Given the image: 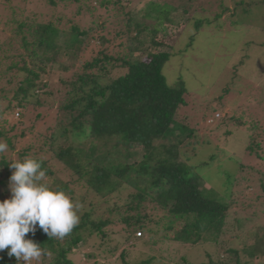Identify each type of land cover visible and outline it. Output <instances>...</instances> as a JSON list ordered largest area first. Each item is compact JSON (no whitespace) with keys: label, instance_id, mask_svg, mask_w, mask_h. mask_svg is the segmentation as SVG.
<instances>
[{"label":"trees","instance_id":"obj_1","mask_svg":"<svg viewBox=\"0 0 264 264\" xmlns=\"http://www.w3.org/2000/svg\"><path fill=\"white\" fill-rule=\"evenodd\" d=\"M49 4L55 9L67 7L65 16L47 22H39L34 15L13 20V38L1 49L0 64L8 65L0 74V88L5 86L0 97L7 101L0 115L17 109L21 118L9 130L5 129L7 118L0 126V142L7 145L0 154V201L10 198L8 185L14 170L8 165L28 157L40 162L46 171L43 182L51 189L63 191L73 203L80 199L76 203L80 219L63 239L49 238L39 226L35 236L29 233L25 239H33L51 253L30 264H161L162 252L169 253L170 242L183 244L188 251L208 245L219 252L216 246L236 203L235 191L229 184L224 191L221 185L208 188L200 166L190 165L187 153L188 159L180 160L181 151L195 147L196 142L183 145L194 131L176 121L185 104V84L180 81L170 86L163 75L171 53L162 49L164 42L157 36H167L172 9L157 0H49ZM114 19L125 24L109 36ZM83 21L88 24L82 25ZM203 24L198 20L195 25ZM143 33L151 40L141 37ZM92 45L104 48L85 61ZM110 46L112 51H108ZM136 51L143 58L133 56ZM65 58L71 60L68 66L60 64ZM56 69L72 71V78L60 77L53 92L52 83L45 79ZM118 70L126 72L112 78ZM54 103L58 104L55 126L38 127L42 112H49ZM32 107L38 112L37 122L29 119ZM219 118L216 113L208 124ZM27 123L34 127L35 143L25 144ZM252 128L246 150L264 161V133L258 131L263 126ZM224 134L229 142L232 133L226 129ZM214 159V155L209 157V161ZM127 183L132 190L116 202L112 196L121 193ZM242 187L237 192L245 200L248 188ZM260 189L264 193V186ZM248 198L264 205V197ZM251 200L247 199L250 209L254 207ZM262 233L255 235L249 249L231 247L224 256L203 254L207 260L202 264H247L242 258L264 257ZM91 241L93 253L81 255ZM130 245H148L153 254L131 263ZM7 251L0 252V264H18ZM179 260L190 262L187 254Z\"/></svg>","mask_w":264,"mask_h":264},{"label":"rangeland","instance_id":"obj_2","mask_svg":"<svg viewBox=\"0 0 264 264\" xmlns=\"http://www.w3.org/2000/svg\"><path fill=\"white\" fill-rule=\"evenodd\" d=\"M157 2L168 6L170 11L172 9V22L168 25L167 36L162 34L157 36V40H163L165 43L162 49L171 53L170 60L163 68V75L170 86L180 81L185 84L187 90L185 104L179 108L176 121L180 126L194 131L193 137L185 139L183 145L196 142L195 147L190 144L191 146L181 151L180 160L185 162L188 159L185 155L187 153L189 160L191 159L189 164L200 166L198 169L200 174L208 178L204 179L208 188L210 186L220 188V185L223 188L229 184L235 191L233 201L236 203L231 207L225 234L216 246L219 252L208 245H199L188 251L183 244L171 242L167 248L169 253L162 252L161 264H184L179 259L185 254L188 255L189 264H202L207 260L203 259V254L224 256L225 250L231 247L249 249L254 243L255 235L260 231L263 232L262 236L264 234V228L261 229L259 226L264 225V205L248 198L249 195L264 197L260 189V186L262 188L264 186V161L249 155L246 150L248 138L253 134V126L260 124L263 128L258 131L262 132L260 134L264 133V0H157ZM236 4H239L237 9ZM65 9L67 7L55 9L50 6L49 0H0V60L3 58L1 49L4 45H9L13 38L15 25H10L13 20L19 21L34 15L39 22H47L55 16H65ZM198 20L204 21L200 28L195 25ZM81 24L88 23L83 21ZM124 24V20L114 19L110 24L112 28L109 36L120 31ZM146 35L143 33L141 37H148ZM147 40L150 41L151 37ZM100 47L95 48L92 45L86 52L88 56H85V61L97 56L104 48ZM112 49L113 46H110L108 51ZM133 56L143 58L141 51H136ZM60 61L64 66L71 62L69 58ZM7 65L8 63L4 61L0 64V74L3 75ZM77 65H80L78 61ZM49 72L48 69L46 75ZM125 72L126 70H118L112 74V78H117ZM49 77L45 81L48 84L52 83L50 90L55 92L60 84L59 78H72V71L66 73L54 71ZM2 89H5L3 84L0 91ZM6 103L7 101L0 97V113L5 110ZM57 107L58 104L54 103L49 112H42L43 117L39 119L38 127L46 129L55 126ZM37 113L33 111L29 119L33 118V122H37ZM216 113L220 115V120L209 125L208 120L214 118ZM19 114L20 110L12 109L0 115V126L7 118L9 123L5 125V129H11L16 119L21 118ZM32 128L34 127L30 123L23 128L29 136L25 144L35 143L37 135H33L35 131L32 132ZM226 129L232 133L229 142H225L226 138L223 136ZM1 139L6 142L4 138ZM262 139L264 141V137ZM21 149L18 147L17 151ZM213 155L215 159L209 161V157ZM205 161L207 165H204ZM245 185L248 188L245 191L246 198L254 202L252 209L247 199L244 200L237 192ZM132 188L127 183L122 192L114 194L112 199L119 202ZM220 190L224 191L225 188ZM77 200L74 204L78 203ZM254 212H258V217L253 219ZM145 235L143 233V238ZM93 243L89 242L81 255L92 254ZM147 246L135 248L127 246L130 249L131 263L139 262L153 254V250H149L151 248ZM262 258L264 260V257L252 259L246 256L242 261L247 264H262Z\"/></svg>","mask_w":264,"mask_h":264},{"label":"clouds","instance_id":"obj_3","mask_svg":"<svg viewBox=\"0 0 264 264\" xmlns=\"http://www.w3.org/2000/svg\"><path fill=\"white\" fill-rule=\"evenodd\" d=\"M6 149L0 142V153ZM8 166L14 171L9 178L10 198L0 201V252L7 249V255L18 264L21 260L30 264L51 253L25 237L29 233L35 236L39 226L49 238L63 239L78 225L80 206L43 182L46 171L40 162L26 157Z\"/></svg>","mask_w":264,"mask_h":264}]
</instances>
